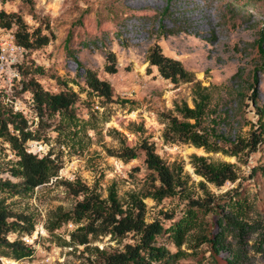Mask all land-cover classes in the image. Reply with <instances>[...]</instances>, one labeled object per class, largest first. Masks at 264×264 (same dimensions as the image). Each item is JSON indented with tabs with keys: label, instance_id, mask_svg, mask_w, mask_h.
<instances>
[{
	"label": "rangeland",
	"instance_id": "1",
	"mask_svg": "<svg viewBox=\"0 0 264 264\" xmlns=\"http://www.w3.org/2000/svg\"><path fill=\"white\" fill-rule=\"evenodd\" d=\"M30 4L13 1L0 6L7 13H19L25 22L35 28L41 26L44 33L53 35L49 44L34 51L6 53V60L0 62V90L12 100L15 110L22 111L30 120L35 118L31 93L22 92V80L32 76L44 89L57 93L64 89L66 81L78 93L77 114L87 118L91 111L99 119L96 132H89L92 143L81 154L63 158V168L58 179L73 180L81 177L88 185H95L105 197L108 186L115 182L122 196L128 190H136L144 182L148 171L144 165V153L124 164L109 156L103 146L116 147V139L110 135L115 128L126 137L129 146H136L142 138L153 143L156 152L167 162L181 161L184 170L195 182L201 178L193 173L189 164L193 154L211 161H224L237 166L240 179L226 183L220 189L210 186L217 193L236 187L241 182V191H247L255 201L257 230L252 241L258 239L260 222L264 218V179L259 173L250 176L253 167H264V146L250 155L246 163L221 153H206L202 148L190 144H167L162 132L165 124L158 114L172 110L174 103L191 102V85L174 86L164 80L155 67H149L145 55L149 47L158 43L163 53L180 60L194 73L203 86H223L216 94L221 112L228 115L226 128L231 136L249 130L247 122L256 123V108L264 107V70H260L257 83L256 103L251 100V77L258 53L253 42L259 32H264V0H172L169 17L159 21L154 14L163 9L165 0H31ZM34 14V15H33ZM178 30L174 35L156 37L161 24ZM13 31L0 28V45L5 49L13 41ZM14 43V41H13ZM116 55L117 72L105 71L106 51ZM76 60L81 62L78 67ZM40 66L44 74L28 73ZM83 67L92 69L102 80L110 83L117 103L103 105L102 99L90 98L85 91ZM236 76V77H234ZM72 82H75L74 85ZM241 91L243 97H237ZM126 101V103H124ZM256 104V105H255ZM257 106V107H256ZM142 128L143 131H137ZM54 137L55 133H51ZM29 152L43 156L48 146L43 142H28ZM190 167V169H189ZM17 199V198H14ZM13 199V200H14ZM75 198L68 196L64 186L52 180L35 189L30 197L20 200L19 208L34 216V232L23 236L34 248L32 257L14 260L0 257V264H82L85 255L82 247L64 245L68 233L74 226H63L49 234L45 229L51 211L61 206L70 209ZM147 220L158 217V211H172L174 220L181 215L182 205L177 200L167 199L156 204L147 199ZM162 220V217H159ZM174 220H163L168 227ZM14 240L17 235L10 234ZM108 237L98 242L99 247L114 246ZM158 244L165 245L171 252L174 246L162 236ZM187 246L184 245L183 249ZM207 245L198 249L195 257L180 260V264H210ZM218 264H226L222 256ZM242 264H264V259L250 249Z\"/></svg>",
	"mask_w": 264,
	"mask_h": 264
},
{
	"label": "trees",
	"instance_id": "2",
	"mask_svg": "<svg viewBox=\"0 0 264 264\" xmlns=\"http://www.w3.org/2000/svg\"><path fill=\"white\" fill-rule=\"evenodd\" d=\"M17 0H0V6ZM23 4L31 0H18ZM162 10L154 16L161 22L169 17L172 0H165ZM254 1V0H244ZM34 15V14H33ZM0 28L14 30V43L24 51H34L49 44L53 35L43 32L41 26L32 28L16 12L7 13L0 8ZM178 30L159 26L156 37L174 35ZM258 53L249 84L251 100L256 103L258 72L264 70V32H259L253 42ZM1 53V48H0ZM105 71L117 72L116 55L106 51ZM145 61L155 67L159 75L174 86L191 85V102L174 103L172 110L158 114L165 124L162 139L167 144H190L202 148L206 153H221L246 163L250 155L264 146V107L256 108V123L247 122L249 130L240 131L235 136L223 127L228 115L221 112L215 95L223 86H203L183 63L166 56L161 46L154 43L148 48ZM78 67L81 62L76 60ZM32 74H44L42 67L33 68ZM22 80V92H30L35 118L28 119L22 111L15 110L12 100L0 90V257L22 260L32 257L34 248L23 240L34 232L33 214L19 208L20 200L30 197L36 188L49 184L52 180L64 186L68 196L75 198L70 209L59 206L51 211L45 229L49 234L72 224L64 245L82 247L85 255L82 264H180V260L195 257L198 249L207 245L210 264H218L222 256L226 264H242L254 249L264 259V218L260 222L261 232L252 244V234L257 230L255 201L247 191H241V182L236 187L217 194L210 186L220 189L226 183H235L240 176L237 166L228 162H213L209 158L193 154L189 164L195 182L184 170L183 162L165 161L153 143L142 138L136 146H129L126 137L112 128L110 135L119 143L116 147L103 146L109 156L116 157L124 164L144 153L147 177L136 190H128L119 195L116 183H111L104 197L95 185H88L81 177L73 180L58 179L63 168V158L81 155L92 143L89 132H96L99 119L96 111L87 118L77 114L78 93L66 81L60 85L63 90L53 93L43 88L37 79L30 76ZM236 77V76H234ZM85 91L90 98L102 99L103 105L117 103L109 82L98 77L92 69L83 67ZM74 85L75 82H72ZM242 98L241 91L237 93ZM126 103V101H124ZM256 105V104H255ZM137 131H143L142 128ZM51 133H55L52 137ZM28 142H43L48 146L46 154L39 156L27 149ZM259 173L264 179V167H253L250 176ZM17 198V199H14ZM14 199V200H13ZM156 204L164 200H177L182 205L181 215L174 220L172 211H158V217L147 220L148 208L145 200ZM258 215V216H257ZM162 217V220L159 218ZM163 220H174L165 227ZM10 234H16L14 240ZM165 236L174 246L171 252L165 245L158 244L159 237ZM108 237V245L99 247ZM187 247L183 249V246Z\"/></svg>",
	"mask_w": 264,
	"mask_h": 264
},
{
	"label": "built area",
	"instance_id": "3",
	"mask_svg": "<svg viewBox=\"0 0 264 264\" xmlns=\"http://www.w3.org/2000/svg\"><path fill=\"white\" fill-rule=\"evenodd\" d=\"M13 41H14V38H13ZM13 41L5 49L0 45V48H1L0 62H2L3 60H6V53L12 54L14 52H20V53L24 52V50L21 47L17 46L15 43H13ZM69 226L72 227L73 225L72 224H69Z\"/></svg>",
	"mask_w": 264,
	"mask_h": 264
},
{
	"label": "bare ground",
	"instance_id": "4",
	"mask_svg": "<svg viewBox=\"0 0 264 264\" xmlns=\"http://www.w3.org/2000/svg\"><path fill=\"white\" fill-rule=\"evenodd\" d=\"M189 169H190V167H189Z\"/></svg>",
	"mask_w": 264,
	"mask_h": 264
}]
</instances>
